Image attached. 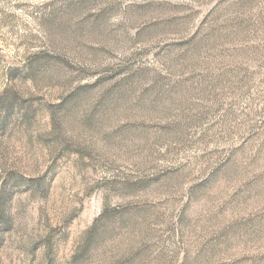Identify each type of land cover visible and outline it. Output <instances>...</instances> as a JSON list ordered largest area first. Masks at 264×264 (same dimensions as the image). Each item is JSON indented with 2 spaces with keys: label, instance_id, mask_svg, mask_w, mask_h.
Returning a JSON list of instances; mask_svg holds the SVG:
<instances>
[{
  "label": "rangeland",
  "instance_id": "374dc122",
  "mask_svg": "<svg viewBox=\"0 0 264 264\" xmlns=\"http://www.w3.org/2000/svg\"><path fill=\"white\" fill-rule=\"evenodd\" d=\"M0 264H264V0H0Z\"/></svg>",
  "mask_w": 264,
  "mask_h": 264
},
{
  "label": "trees",
  "instance_id": "16d2710c",
  "mask_svg": "<svg viewBox=\"0 0 264 264\" xmlns=\"http://www.w3.org/2000/svg\"><path fill=\"white\" fill-rule=\"evenodd\" d=\"M7 112H10L9 110H7Z\"/></svg>",
  "mask_w": 264,
  "mask_h": 264
}]
</instances>
